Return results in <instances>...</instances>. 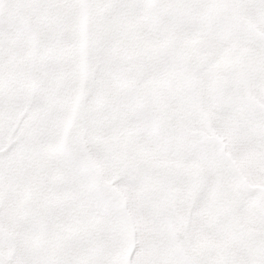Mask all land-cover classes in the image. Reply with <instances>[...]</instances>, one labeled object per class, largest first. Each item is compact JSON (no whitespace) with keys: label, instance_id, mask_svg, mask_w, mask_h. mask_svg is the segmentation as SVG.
<instances>
[{"label":"snow or ice","instance_id":"6c2138e0","mask_svg":"<svg viewBox=\"0 0 264 264\" xmlns=\"http://www.w3.org/2000/svg\"><path fill=\"white\" fill-rule=\"evenodd\" d=\"M0 264H264V0H0Z\"/></svg>","mask_w":264,"mask_h":264}]
</instances>
